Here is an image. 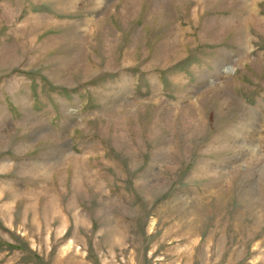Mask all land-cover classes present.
I'll list each match as a JSON object with an SVG mask.
<instances>
[{
    "label": "rangeland",
    "instance_id": "374dc122",
    "mask_svg": "<svg viewBox=\"0 0 264 264\" xmlns=\"http://www.w3.org/2000/svg\"><path fill=\"white\" fill-rule=\"evenodd\" d=\"M248 101L264 0H0V264H264Z\"/></svg>",
    "mask_w": 264,
    "mask_h": 264
},
{
    "label": "crops",
    "instance_id": "0c3cea01",
    "mask_svg": "<svg viewBox=\"0 0 264 264\" xmlns=\"http://www.w3.org/2000/svg\"><path fill=\"white\" fill-rule=\"evenodd\" d=\"M256 5H257V3L255 1H252L250 9H248L246 11V13L247 14L250 13L251 17H253L254 19L260 18V19L263 20V18L259 17V14L256 13V7H257ZM224 13H225V19H230L231 20L232 18H235L233 16L232 10H228V11H226ZM238 18H240V16ZM250 31H251V26H250V24L247 23L244 26V28H243V36L245 37V42H244V47L240 48V53H239L240 55L242 53H244V52L247 54L248 50L250 49L251 42H252V40L250 41L251 36H252ZM224 44L228 45L227 47H225L224 55L226 56V60H229V62H226L225 60H223L218 65V67H228L229 65L227 66V64L228 63L230 64V61L232 60V53H231V48H230V46L232 47V45H231V43H224ZM227 49H228V52H227ZM230 65H232V63ZM240 66L242 68V66H243L242 63H240ZM237 67H239V66L236 65V68ZM212 84H214V81H211V82L207 81V82L203 83L199 89H200V91H203V90L206 91V90L211 89L212 87H214V85H212ZM251 101H252V99H251ZM251 101L250 102L248 101V104L244 103L245 107L249 109L250 114L251 115H253V114L254 115H260L261 117H264L263 111H261L260 109H258L254 105H252ZM257 132L258 131L255 130V133H257ZM225 164L228 165V166H233L234 165L231 162H228V163H225Z\"/></svg>",
    "mask_w": 264,
    "mask_h": 264
}]
</instances>
